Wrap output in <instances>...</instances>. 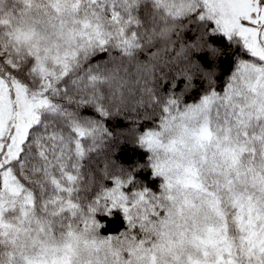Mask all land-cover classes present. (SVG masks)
I'll return each instance as SVG.
<instances>
[{"label":"snow or ice","instance_id":"obj_1","mask_svg":"<svg viewBox=\"0 0 264 264\" xmlns=\"http://www.w3.org/2000/svg\"><path fill=\"white\" fill-rule=\"evenodd\" d=\"M0 264H264V0H0Z\"/></svg>","mask_w":264,"mask_h":264},{"label":"trees","instance_id":"obj_2","mask_svg":"<svg viewBox=\"0 0 264 264\" xmlns=\"http://www.w3.org/2000/svg\"><path fill=\"white\" fill-rule=\"evenodd\" d=\"M107 230H112L111 226Z\"/></svg>","mask_w":264,"mask_h":264}]
</instances>
